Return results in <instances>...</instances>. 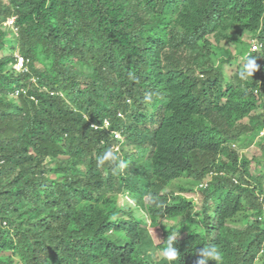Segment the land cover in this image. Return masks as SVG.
<instances>
[{
  "label": "trees",
  "instance_id": "16d2710c",
  "mask_svg": "<svg viewBox=\"0 0 264 264\" xmlns=\"http://www.w3.org/2000/svg\"><path fill=\"white\" fill-rule=\"evenodd\" d=\"M263 128L264 0H0V264H264Z\"/></svg>",
  "mask_w": 264,
  "mask_h": 264
},
{
  "label": "rangeland",
  "instance_id": "374dc122",
  "mask_svg": "<svg viewBox=\"0 0 264 264\" xmlns=\"http://www.w3.org/2000/svg\"><path fill=\"white\" fill-rule=\"evenodd\" d=\"M4 26L5 25L3 23V27ZM5 27L8 28V30H9V32L7 33V42H8V46H9V49H10V53L13 52L15 54V57H16V54L22 55L20 47L16 46V45H19V44H17V42H16V34H15V32L14 31L11 32V29L8 26H5ZM249 39H250V35H245V37H243L244 43L248 44ZM220 45L223 46V47H230L231 50L233 51V53L239 54V53L246 52V46L243 45V44L222 42ZM238 61H242V58L240 56H238L237 60H232L228 64L226 63L224 65L225 70L227 72V75H229L230 77L233 76V71L235 70V67L238 64L237 63ZM12 98L16 99V96L12 95ZM259 134H261V132ZM260 149H261V147H259V145L256 143L255 145H253L250 148H248V153L249 154L254 153V155H257L258 157H260L262 155V150H260ZM185 180H186V178H182L181 180H177L174 183H172V186H176L177 184H179L181 182H184ZM199 186H200V184H199ZM187 196L188 197H194V198L197 199V197H199V193H198V191H196L195 193H188ZM120 203L122 205L127 206V207L129 206L131 208H134L135 211L138 209V210L141 211L140 214H144V212L140 208H136V207H138L137 206L138 204L136 205L135 199L130 194H124L123 196H121ZM194 213L197 214L196 211ZM151 230L154 231V232L156 231L155 229H151Z\"/></svg>",
  "mask_w": 264,
  "mask_h": 264
},
{
  "label": "built area",
  "instance_id": "2783aa9c",
  "mask_svg": "<svg viewBox=\"0 0 264 264\" xmlns=\"http://www.w3.org/2000/svg\"><path fill=\"white\" fill-rule=\"evenodd\" d=\"M6 24L14 27L15 24V17L8 18L6 21ZM258 48V42L256 40H252V49L255 50ZM13 67L17 71H27V66H26V59L23 55H18L16 54L15 57V62L13 64ZM24 92L26 93V90L24 88H16L11 92V95L17 96L19 92ZM106 124H108V121H106ZM96 128L98 127L97 125H94Z\"/></svg>",
  "mask_w": 264,
  "mask_h": 264
},
{
  "label": "clouds",
  "instance_id": "9594fccd",
  "mask_svg": "<svg viewBox=\"0 0 264 264\" xmlns=\"http://www.w3.org/2000/svg\"><path fill=\"white\" fill-rule=\"evenodd\" d=\"M11 17H15V19H16V16L15 15H13V16H11ZM11 17H8V18H11ZM7 21V20H6ZM6 21L4 22V25L5 26H8V27H10L14 32H15V34H17V27L15 26V24H14V27H11V26H9V25H7L6 24ZM15 62V61H14ZM14 64V63H13ZM14 68V67H13ZM17 71V70H16ZM19 72H21V71H19ZM12 96V95H11ZM17 97V96H16ZM106 121H108V120H105V122H104V127H108V125H109V122H108V124H106ZM94 126V125H93ZM95 127V126H94ZM96 128V127H95ZM98 128V127H97ZM115 135L117 136V137H121V135H120V133L119 132H115ZM259 136H264V128H263V130L261 131V134H259ZM119 146H117L116 148H118ZM203 184H200V186H202Z\"/></svg>",
  "mask_w": 264,
  "mask_h": 264
}]
</instances>
